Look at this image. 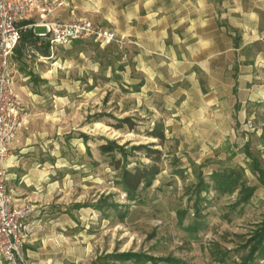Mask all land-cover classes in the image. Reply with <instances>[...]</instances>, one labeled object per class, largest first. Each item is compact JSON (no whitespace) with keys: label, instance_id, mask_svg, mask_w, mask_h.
<instances>
[{"label":"rangeland","instance_id":"obj_1","mask_svg":"<svg viewBox=\"0 0 264 264\" xmlns=\"http://www.w3.org/2000/svg\"><path fill=\"white\" fill-rule=\"evenodd\" d=\"M118 36L121 45L86 40L50 49L41 41L37 47L46 44L48 56L29 45L21 56L13 52L14 88L29 115L14 141L20 137L34 160L52 166L42 186H52L48 204L28 206L24 248L30 263L138 264L118 260L130 253L157 264H221L210 256L215 244L228 252L229 264L239 262L244 242L264 219V188L248 157L264 168V59L247 65L262 45L240 51L247 66L236 77L242 57L222 55L221 69L197 72L199 88L193 89L188 75L176 82L167 70L160 82L144 81L132 42ZM154 129L163 132L162 142L149 135ZM107 143L127 153H101ZM138 146L147 149L133 150ZM152 164L159 173L151 185L129 197L120 184L122 170ZM231 168L241 170L251 197L236 205L238 191L217 196L210 189L201 195L208 200L198 218L204 228L189 234L199 179L207 182L212 171Z\"/></svg>","mask_w":264,"mask_h":264},{"label":"crops","instance_id":"obj_2","mask_svg":"<svg viewBox=\"0 0 264 264\" xmlns=\"http://www.w3.org/2000/svg\"><path fill=\"white\" fill-rule=\"evenodd\" d=\"M70 4L76 17L113 28L132 42L136 69L147 75V83L160 82L161 72L167 70L176 82L188 75L195 89L196 73L221 69L222 55L233 52L242 57L236 63L244 66L236 65L234 77L243 72L239 68L260 66L264 59V0H70ZM57 18L69 21V9ZM259 43L262 48L254 53V63L246 65L240 51ZM238 82L239 76L234 89ZM22 140L18 137L8 145L6 185L15 204L35 210L48 204L52 186L48 190L42 186L52 166L34 160V150Z\"/></svg>","mask_w":264,"mask_h":264},{"label":"built area","instance_id":"obj_3","mask_svg":"<svg viewBox=\"0 0 264 264\" xmlns=\"http://www.w3.org/2000/svg\"><path fill=\"white\" fill-rule=\"evenodd\" d=\"M69 7L70 0H0V260L4 264H31L24 248L28 238L25 221L31 210L26 205L14 203L3 168L8 145L29 118L14 88L10 70L11 58L22 33L43 28L44 34L36 35L50 49L86 40L101 47L122 43L115 30L86 18H76L72 8L69 21L59 20L58 13Z\"/></svg>","mask_w":264,"mask_h":264},{"label":"trees","instance_id":"obj_4","mask_svg":"<svg viewBox=\"0 0 264 264\" xmlns=\"http://www.w3.org/2000/svg\"><path fill=\"white\" fill-rule=\"evenodd\" d=\"M36 31L23 32L20 38V41L14 53L18 56L22 55V51L26 46L35 47L45 56H48V46L44 44L43 50L37 47V44L41 42L37 38ZM81 42V41H75ZM73 42V43H75ZM85 42V41H82ZM152 138L158 139L160 142L163 141L164 135L163 132L154 129L149 134ZM145 148L146 146L134 147L133 150ZM99 150L103 154H112L113 152H120L121 154H126L127 152L120 146L116 144H106L99 146ZM150 150V149H148ZM152 154H159L158 150H150ZM149 157L150 154L148 155ZM251 159V171L256 175L257 181L264 188V168L261 167L260 162L254 159L250 154L248 156ZM156 161V159H155ZM152 164L150 166L136 167L132 170L123 169L120 174V184L128 194L129 197H132L136 194L138 189L141 186H150L155 176L159 173L158 168ZM214 191L217 196L232 195L238 191L239 199L236 202L238 204L246 203L252 195L253 189L248 188L242 181L241 170L236 169H225V170H215L212 171L209 175L208 181L206 182L203 178H200L197 184L195 191V200L192 202L191 208L193 210L194 218L193 221L186 228V231L189 234H197L199 231L204 228V221L198 219L201 214V209L203 203H207L208 200L205 197H202V194H208L209 190ZM207 201V202H206ZM79 207V206H77ZM183 214V212H181ZM258 228L249 235V238L244 242L243 249H246V254L241 256L239 262H234L233 264H257V259L264 262V219L261 223L258 224ZM215 249L211 250L210 256L214 258L215 261L221 264H229L227 262L228 252L222 250L219 245H214ZM118 260L128 261L131 260L138 264H144L148 261H152L153 264H157L155 258L146 257L143 254H130L122 253L117 255ZM164 261L169 263H177V260L165 259Z\"/></svg>","mask_w":264,"mask_h":264}]
</instances>
